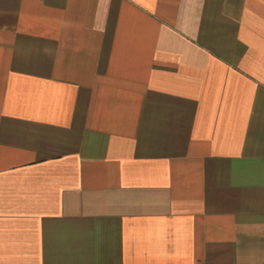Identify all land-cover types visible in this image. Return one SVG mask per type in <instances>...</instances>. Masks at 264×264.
Here are the masks:
<instances>
[{
	"label": "crops",
	"instance_id": "1",
	"mask_svg": "<svg viewBox=\"0 0 264 264\" xmlns=\"http://www.w3.org/2000/svg\"><path fill=\"white\" fill-rule=\"evenodd\" d=\"M0 264H264V0H0Z\"/></svg>",
	"mask_w": 264,
	"mask_h": 264
}]
</instances>
